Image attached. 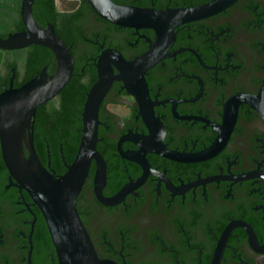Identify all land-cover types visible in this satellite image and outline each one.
<instances>
[{
    "label": "flooded vegetation",
    "instance_id": "obj_1",
    "mask_svg": "<svg viewBox=\"0 0 264 264\" xmlns=\"http://www.w3.org/2000/svg\"><path fill=\"white\" fill-rule=\"evenodd\" d=\"M111 1L137 7L179 8L188 6L189 0ZM1 4L0 38H5L23 29L20 0H3ZM51 7L46 11L41 0H33L32 18L41 28H46L45 22L51 24L67 46L71 42L72 74H79L71 75L53 98L36 106L32 116L34 152L40 164L54 176L65 172L76 153L85 93L97 80L94 65L100 52L97 45L115 50L125 61H131L148 50V43L132 33L133 27H118L99 18L85 0H52ZM58 32L65 33L67 41ZM134 40V45L127 44ZM174 50L182 51L157 59L142 72L148 97L191 98L197 92V83L186 75H192L200 80V91L195 99L176 102L175 113L196 116L218 126L224 102L238 94H258L264 80V0H236L213 15L179 24L173 29L166 53ZM189 50L207 66L214 67L198 65ZM0 52V92L2 85L8 88L10 77V87L16 88L37 76L45 66L47 74L55 69L54 54L41 45L29 44ZM109 68L111 75L120 73L112 63ZM122 85L121 77L111 79L97 107V122L103 124H96L99 140L95 141L104 167L102 197L115 194L128 182V177L135 179L140 175L138 163L120 157L116 150V140L127 129L147 134L140 115L134 119L136 100L125 87L119 89ZM151 116H158L164 128L161 144L173 151L196 152L208 147L216 136L208 124L202 126L199 120L174 117L170 101L164 106L153 105ZM261 146L264 148V122L249 104L240 103L219 152L193 162H179L151 151H144V156L150 168L164 172L166 181L176 187L179 182L229 174L226 164L231 160L234 163L228 167L232 174L255 169L254 161L261 158ZM120 149L138 148L134 142L122 140ZM94 165L91 159L74 206L100 259L114 264H208L223 227L235 220L249 226L257 244L263 242L264 210L252 209L264 206L258 176L237 181L216 179L191 185L173 195L161 179L157 192L156 176L147 173L118 202L107 204L96 198L92 182ZM259 170L264 175V160ZM0 264H58L38 206L7 170L1 157ZM217 264H264V250L255 251L242 226H233Z\"/></svg>",
    "mask_w": 264,
    "mask_h": 264
},
{
    "label": "water",
    "instance_id": "obj_2",
    "mask_svg": "<svg viewBox=\"0 0 264 264\" xmlns=\"http://www.w3.org/2000/svg\"><path fill=\"white\" fill-rule=\"evenodd\" d=\"M85 1L99 18L118 27H133L134 32L132 33L137 34V38L141 37L143 41L148 43V50L141 52L131 61H125L117 51L102 49L100 48L101 44L97 45L100 51L97 55L96 64H94L97 68V80L85 93L81 112L82 126L76 153L71 163L67 166L65 165V172L61 175L53 176L40 164L34 152L31 142L32 116L36 106L53 98L66 84L71 75L79 74H72V56L69 51L71 42L67 46L54 32L52 25L45 21L46 28L37 26L31 14L33 0H20L19 17L23 29L13 34H7L5 38H0V49L21 48L29 44L44 46L54 54L55 69L51 74H47L45 66L37 76L16 88L10 87L11 77L9 78L7 89L2 85L3 91L0 92V157L7 170L16 178L24 191L38 206L54 247L58 264H114L100 259L96 255L74 206L76 195L84 180L90 160L94 159L95 161L92 182L96 198L100 202L107 204L118 202L122 196L137 186L147 173L156 176L155 190L157 192L159 180L161 179L165 188L173 195L181 193L194 184L216 179L237 181L253 176H258L261 179L264 192V175L259 170V165L264 160V148L262 146L261 158L259 161H254L255 169L232 174L228 167L234 163V160H231L226 164V170L229 174L198 178L185 183L179 182L176 187L166 181L164 172L159 173L150 168L146 164L144 156V151H151L179 162H193L219 152L234 122L237 106L240 103L249 104L258 112L264 122V80L260 84L258 94H238L228 98L222 105V110L219 114L221 123L218 126L196 116H178L175 113L174 104L179 101L195 99L201 88L200 80L192 75H186L196 79L197 83V92L191 98L150 100L142 72L157 59L182 51L174 50L166 53V47L172 40L173 29L176 26L220 12L236 0H207L194 6L179 8L137 7L116 3L111 0ZM135 40L132 43L127 42V44L134 45ZM191 52L196 58L198 65L205 68L214 67L207 66L193 51ZM109 63H112L120 73L111 75ZM83 64L86 63L84 62ZM82 66L79 69L80 73ZM10 72L12 76V68H10ZM119 77H121L123 83L119 89L125 87V90L133 95L138 107L134 119L138 114L140 115L142 122L146 126L147 134H142L141 131L139 133L130 132L127 129L125 134L118 137L116 150L120 157L137 162L140 167V175L135 179H130L127 175L128 182L122 184L115 194L102 197L100 188L104 180V167L101 156L95 150V141L99 140L96 139V124H102V122H97V107L111 79ZM168 101H170V108L174 117L199 120L203 123L202 126L208 124L215 130L216 136L208 147L196 152L183 153L170 150L161 144L164 128L160 124L158 116H151V108L155 104L164 106V103ZM122 140L134 142L138 149L121 151L120 142ZM139 150H142L143 153L139 154ZM59 154L62 159L60 148ZM50 171L52 172L53 170ZM255 208L264 210V206L261 205L253 206L252 209ZM233 226H242L248 243L255 251L264 250V239L262 244H257L249 226L235 220L223 227L217 237L213 254L208 264L218 263L227 233ZM119 256L122 261V256L120 254Z\"/></svg>",
    "mask_w": 264,
    "mask_h": 264
},
{
    "label": "trees",
    "instance_id": "obj_3",
    "mask_svg": "<svg viewBox=\"0 0 264 264\" xmlns=\"http://www.w3.org/2000/svg\"><path fill=\"white\" fill-rule=\"evenodd\" d=\"M3 0H0V10H2L3 8H2V4H1V2H2ZM42 2H43V7H44V9L46 10V11H49L50 10V7L52 6V0H41ZM207 0H199V1H188L186 4L188 5V6H194V5H197V4H200V3H203V2H206ZM52 8V7H51ZM36 21L38 22L39 20L37 19V17H36ZM59 33V35L61 36V38L64 40V41H67V35L65 34V33H60V32H58ZM38 151V150H37ZM38 153H39V151H38Z\"/></svg>",
    "mask_w": 264,
    "mask_h": 264
}]
</instances>
